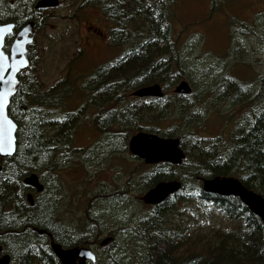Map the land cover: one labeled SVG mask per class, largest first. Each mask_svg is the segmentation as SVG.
<instances>
[{
    "label": "trees",
    "instance_id": "16d2710c",
    "mask_svg": "<svg viewBox=\"0 0 264 264\" xmlns=\"http://www.w3.org/2000/svg\"><path fill=\"white\" fill-rule=\"evenodd\" d=\"M37 1L0 0V22L15 23L17 31L31 20L37 30L42 29L45 21L42 11L34 9ZM86 1L112 23L111 44L119 46L121 54L92 74L83 88L88 93L87 107L98 110L96 129L113 141L80 150L82 159L99 162L105 155L123 151L128 145L126 135L139 131L179 138L186 154L180 166H151L140 180L142 193L162 181L177 180L182 189L164 203L148 206L147 213L131 224L130 232L127 230L125 244H131L132 239L140 247L132 255L134 264H264L262 221L238 198L208 195L202 190L203 179L232 176L264 197V75L253 88L238 83L229 70L218 75L188 64L172 34L177 0ZM13 37L6 42H12ZM241 44L239 47H244ZM34 45L29 48L30 65L19 76L21 88L8 109L18 126L17 148L13 157L0 161V246L9 255L10 264H60L48 237L38 235L33 228L46 230L63 248L100 247L107 222L120 213L90 211L80 233L65 227L58 232L52 225V211L46 207L48 197L29 205L27 195L33 194V189L23 184L24 178L31 173L52 172L74 156L72 133L83 113L49 114L52 111L48 110L64 107L73 86L69 89L66 81L44 89L36 73ZM242 49L237 50L242 53ZM184 77L192 85L189 96L173 92ZM153 84L162 87L163 98L129 99L131 92ZM222 101L242 106L246 112L229 140L204 138L194 130L207 115L204 105ZM170 116L178 123L165 129ZM191 126L192 130L181 133ZM122 193L104 198L120 204ZM123 224L118 227L125 229ZM114 246L115 239L107 247Z\"/></svg>",
    "mask_w": 264,
    "mask_h": 264
},
{
    "label": "rangeland",
    "instance_id": "374dc122",
    "mask_svg": "<svg viewBox=\"0 0 264 264\" xmlns=\"http://www.w3.org/2000/svg\"><path fill=\"white\" fill-rule=\"evenodd\" d=\"M175 2L172 34L187 63L192 67L198 65L201 71L211 69L218 75H224L229 70L238 83L254 88L259 77L264 75V0H216L214 8L213 0ZM40 16L45 25L40 30L36 29L33 44L38 57L36 73L38 71L45 90L59 82L68 81L69 89L73 86L67 93L64 107L48 110L54 112L49 114L59 116L79 110L83 113L79 126L72 133V151L76 153L71 156L72 151L68 150L69 161L60 163L52 172L36 173L40 183L46 187V193L44 197L34 193V200L37 203L45 197L49 198L46 207L49 212L52 211V225L58 232L59 228L65 227L80 233L90 211L111 212L110 215L119 212L120 216L109 219L108 227L101 236L102 241L107 237L115 239V246L108 248V245L100 244V247H94L99 261L97 264H134L132 255L134 251L137 254L140 247L132 243V239L131 244L126 245L124 239L128 237L127 230L131 231V224H136L147 213L148 206L139 200L145 194L139 184L151 166L133 157L128 145L123 151L105 155L99 162L88 163L79 152L113 141L109 135L96 129L94 121L98 110L87 107L88 93L83 90L92 74L121 54L120 47L111 44L112 23L100 9L87 4L86 0L65 1L57 8L42 10ZM89 28H99L103 36L96 38ZM240 43L244 47H239ZM238 48H243L242 53L238 52ZM184 80L188 81L186 77ZM131 93L129 99L132 100ZM204 108L207 115L194 130L204 138L220 137L225 141L229 140L246 112L242 106L231 101L208 102ZM177 123L178 120L170 116L163 127L167 129ZM192 129L193 126L183 128L181 133ZM133 135H126L128 143ZM121 192L120 204L110 202L113 198H104ZM120 223H125L122 226L125 229L118 227ZM124 248L129 250L125 252Z\"/></svg>",
    "mask_w": 264,
    "mask_h": 264
},
{
    "label": "water",
    "instance_id": "95a60500",
    "mask_svg": "<svg viewBox=\"0 0 264 264\" xmlns=\"http://www.w3.org/2000/svg\"><path fill=\"white\" fill-rule=\"evenodd\" d=\"M59 5V0H38L34 9L37 11L54 9ZM6 25H12V28L15 31V23L0 22V28H4ZM6 38L7 36L5 37V40ZM34 39L35 23L33 21H28L20 28V30H18L10 45V48L14 47L16 40L25 41L23 58L27 61L28 66L26 68L19 66L20 73L29 67L28 52L29 47L34 43ZM29 40L32 41L31 44L27 43ZM15 58L19 59L20 57L16 56ZM20 73L17 76V79L19 80V87L15 90L14 95L21 88V80L19 78ZM192 92V87L186 80H182L174 88V93L179 95L189 96ZM131 97L141 99H160L164 97V92L159 84H153L133 91L131 93ZM8 109L6 110V114L9 116V119H12L9 115ZM13 123L16 125L14 137L17 148L16 134L18 126L14 120ZM128 150L133 157L143 161L148 166H155L162 163L180 166L186 158V154L181 147V141L179 138H164L155 133H148L144 131H139L130 138ZM7 158L10 157H0V161ZM23 184L35 189L37 193L44 191V186L40 183V179L36 173H31L26 176L23 180ZM181 189L182 184L177 180L162 181L147 191L139 198V200L146 206H158L164 203L170 196L178 193ZM202 190L208 195L238 198L253 215L257 216L262 221L264 225V197L257 192L248 189L239 179L232 176H217L214 178L203 179ZM27 200L30 206L34 205V198L32 194H28ZM33 231L38 235H46L50 239L52 253L60 261V264H90L97 261L96 252L90 247L75 246L71 248H63L60 244L55 242L52 234L48 233L46 230L33 228ZM112 240L113 239L111 237L106 238L101 242V246L108 245ZM85 253H92L95 257V261L90 260ZM0 264H10V257L7 254H3L2 246H0Z\"/></svg>",
    "mask_w": 264,
    "mask_h": 264
},
{
    "label": "snow or ice",
    "instance_id": "6c2138e0",
    "mask_svg": "<svg viewBox=\"0 0 264 264\" xmlns=\"http://www.w3.org/2000/svg\"><path fill=\"white\" fill-rule=\"evenodd\" d=\"M13 31L12 25L0 28V157H13L16 151L14 137L16 125L12 119H9L6 110L14 102V93L19 87V80L17 79L20 73L19 66L25 68L28 66L27 61L23 58L25 41L16 40L14 47H8L11 41L6 42L5 37H11ZM27 43L31 44L32 41L29 40ZM16 56L20 58L16 59ZM5 179L10 178L5 177ZM85 255L90 260L95 261L92 253H85Z\"/></svg>",
    "mask_w": 264,
    "mask_h": 264
},
{
    "label": "flooded vegetation",
    "instance_id": "af4514ba",
    "mask_svg": "<svg viewBox=\"0 0 264 264\" xmlns=\"http://www.w3.org/2000/svg\"><path fill=\"white\" fill-rule=\"evenodd\" d=\"M89 31H91L92 34H93L96 38H97V36H98V37L103 36V33L100 31L99 28H93L92 30L89 28ZM16 32H17V31H16ZM89 39H90V37L87 36V40H89ZM32 192H33V194L36 193L35 190H33ZM45 193H46V187L44 186V191H43L42 193H40V194H37V193H36V195H37V196L40 195V196L44 197V196H45ZM48 239H49V238H48ZM49 240H50V239H49Z\"/></svg>",
    "mask_w": 264,
    "mask_h": 264
},
{
    "label": "bare ground",
    "instance_id": "6f19581e",
    "mask_svg": "<svg viewBox=\"0 0 264 264\" xmlns=\"http://www.w3.org/2000/svg\"><path fill=\"white\" fill-rule=\"evenodd\" d=\"M201 89V88H200ZM44 236V235H43ZM3 253H4V250H3Z\"/></svg>",
    "mask_w": 264,
    "mask_h": 264
}]
</instances>
